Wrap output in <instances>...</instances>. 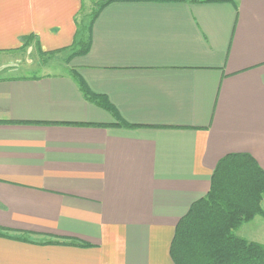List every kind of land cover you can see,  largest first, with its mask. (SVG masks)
Listing matches in <instances>:
<instances>
[{
	"label": "crops",
	"instance_id": "obj_1",
	"mask_svg": "<svg viewBox=\"0 0 264 264\" xmlns=\"http://www.w3.org/2000/svg\"><path fill=\"white\" fill-rule=\"evenodd\" d=\"M91 4L0 0V264H175L219 162L264 171V0L113 3L62 72L24 62L68 58ZM236 234L264 246V217Z\"/></svg>",
	"mask_w": 264,
	"mask_h": 264
},
{
	"label": "trees",
	"instance_id": "obj_2",
	"mask_svg": "<svg viewBox=\"0 0 264 264\" xmlns=\"http://www.w3.org/2000/svg\"><path fill=\"white\" fill-rule=\"evenodd\" d=\"M84 1V0H82ZM190 2L213 3L233 0H91L90 21L81 19L68 59L89 53L92 27L107 6L120 2ZM83 6L79 18L84 14ZM32 37L24 38L26 49ZM40 55H46L38 48ZM55 53L50 54L53 56ZM80 89L90 102L108 111L118 120L116 125L127 126L115 107L103 96L94 94L82 79ZM264 171L248 154H231L217 165L209 193L192 205L175 231L171 257L175 264H264V246L237 236L243 225L257 216L264 217ZM0 237H9L0 230Z\"/></svg>",
	"mask_w": 264,
	"mask_h": 264
},
{
	"label": "rangeland",
	"instance_id": "obj_3",
	"mask_svg": "<svg viewBox=\"0 0 264 264\" xmlns=\"http://www.w3.org/2000/svg\"><path fill=\"white\" fill-rule=\"evenodd\" d=\"M91 10L92 9H89V8H86L85 9V12L84 14L81 16V19H85V22H89L90 21V14H91ZM27 49H23L22 52H25L23 53V58L24 59V62H28V61H34V62H39L40 63V66L41 67H48V68H45V69H42L41 70V73H47V72H51V73H58V72H62L64 70V64L66 63V60L70 61L72 59H68L66 57L67 54H59L57 55V57L54 55V56H49V55H40L38 50L35 49L34 53H28ZM72 53V52H70ZM35 65V64H34ZM18 73L20 75L22 74H26L27 73V70H19Z\"/></svg>",
	"mask_w": 264,
	"mask_h": 264
}]
</instances>
